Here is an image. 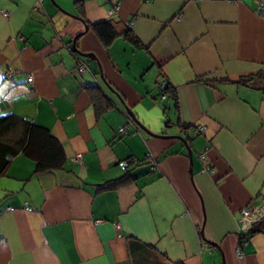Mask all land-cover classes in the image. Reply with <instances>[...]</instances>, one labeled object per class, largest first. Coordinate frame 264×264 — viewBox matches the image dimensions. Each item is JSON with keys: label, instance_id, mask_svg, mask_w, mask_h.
Here are the masks:
<instances>
[{"label": "crops", "instance_id": "crops-1", "mask_svg": "<svg viewBox=\"0 0 264 264\" xmlns=\"http://www.w3.org/2000/svg\"><path fill=\"white\" fill-rule=\"evenodd\" d=\"M104 21L140 46H103ZM6 114L49 130L65 163L17 155L0 173V264H264V222L248 236L240 220L264 208V0H0Z\"/></svg>", "mask_w": 264, "mask_h": 264}, {"label": "trees", "instance_id": "trees-1", "mask_svg": "<svg viewBox=\"0 0 264 264\" xmlns=\"http://www.w3.org/2000/svg\"><path fill=\"white\" fill-rule=\"evenodd\" d=\"M115 25L112 21H104L93 26V32L103 46H109L119 36L127 39L135 47L140 46L131 33L130 24H126L121 30L116 29ZM258 77L262 75L240 79L239 83L259 88L260 83L256 81ZM164 95L165 99L167 96L174 98V92L167 85ZM91 99L97 115L111 106L101 93L91 92ZM17 155L30 159L35 164L36 172L61 170L65 163L63 149L59 142L51 136L49 130L12 114L2 115L0 116V173L4 172L11 159ZM125 161L128 166L123 170L126 171L124 179L129 177V168L137 164L132 160ZM153 162L156 163L155 160ZM118 182L120 181H114L113 186H116ZM263 222L264 219L256 224L247 235L257 232Z\"/></svg>", "mask_w": 264, "mask_h": 264}, {"label": "built area", "instance_id": "built-area-1", "mask_svg": "<svg viewBox=\"0 0 264 264\" xmlns=\"http://www.w3.org/2000/svg\"><path fill=\"white\" fill-rule=\"evenodd\" d=\"M43 0H38L39 3H41ZM262 5L258 6L259 8H261ZM119 7V3L116 2L113 5L112 11L110 12L111 14H114ZM3 16H7L6 13L3 14ZM77 69L78 72L81 73L86 69V65L84 63H78L77 65ZM28 80H30V77L28 78ZM157 89L160 93V99H165V95H164V91L166 89V83L165 82H161L157 84ZM204 131L203 128L198 127L197 128V132L200 133ZM125 127H121L119 129V133H125ZM80 160V156H76V158L73 160L74 162H79ZM150 162L152 163V165L154 164V166L151 167V170H154L155 167V163L153 162V159L150 160ZM118 166L121 170H124L127 168L128 163L123 160L120 161L118 163ZM8 211H11L12 209H7ZM27 211H32L29 207H26ZM264 219V208H260V207H249V208H244L241 211V224H242V229H241V233H248L256 224L260 223L262 220ZM238 253V250H237Z\"/></svg>", "mask_w": 264, "mask_h": 264}, {"label": "water", "instance_id": "water-1", "mask_svg": "<svg viewBox=\"0 0 264 264\" xmlns=\"http://www.w3.org/2000/svg\"><path fill=\"white\" fill-rule=\"evenodd\" d=\"M51 1H53V0H51ZM75 41H76V39L75 40H73V42H72V46H71V49H72V52H74L75 54H79L80 56H83V57H86V58H92L93 59V56L91 55V54H85V55H82L81 53H79V51L78 50H76V48H75ZM128 113V115H129V117L133 120L134 119V117H133V115L130 113V112H127ZM135 120V119H134ZM133 120V121H134ZM139 126V125H138ZM149 135H151V136H155V135H152L151 133H149L147 130H145ZM156 137H159V136H156ZM161 138H165V139H168V138H174V139H177V140H179V141H181L182 143H183V145L185 146V149L187 150V156H188V158L190 159V161H191V151H190V149L188 148V146H187V143H186V141L182 138V137H180V136H163V137H161Z\"/></svg>", "mask_w": 264, "mask_h": 264}]
</instances>
